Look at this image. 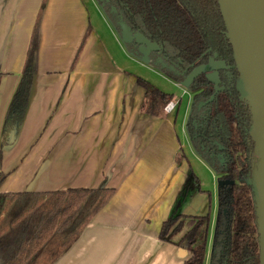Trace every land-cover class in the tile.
I'll return each mask as SVG.
<instances>
[{
	"label": "crops",
	"instance_id": "obj_1",
	"mask_svg": "<svg viewBox=\"0 0 264 264\" xmlns=\"http://www.w3.org/2000/svg\"><path fill=\"white\" fill-rule=\"evenodd\" d=\"M90 6L99 10L94 0H0V137L38 21L27 107L15 140L0 149V193L114 190L53 264H183L187 253L160 239L162 224L189 173L201 192L190 191L181 214H205L211 197L176 131L179 98L171 113L145 112L149 95L136 78L147 80L136 65L147 66Z\"/></svg>",
	"mask_w": 264,
	"mask_h": 264
},
{
	"label": "trees",
	"instance_id": "obj_2",
	"mask_svg": "<svg viewBox=\"0 0 264 264\" xmlns=\"http://www.w3.org/2000/svg\"><path fill=\"white\" fill-rule=\"evenodd\" d=\"M94 2L119 37L121 21L131 34H141L158 47L143 63L137 44L126 42L123 46L128 55L172 83L186 85L191 96L184 130L193 153L217 182L209 264H259L251 186L258 163L249 136L252 117L247 101L237 89L239 73L218 0ZM37 46L38 21L30 37L20 81L4 116L0 149L12 144L19 132L36 72ZM210 60L219 66L205 73L202 70ZM136 79L149 95L145 112L159 116L173 95L141 78ZM215 86H222L224 90L208 103ZM201 103L204 105L199 107ZM179 159L176 157V162ZM3 178L0 172V184ZM191 180H195L193 176L187 178L188 182ZM113 193V189L104 186L34 194L0 193V230L6 226V232L0 231V241L8 242L0 246V264H42L40 260L45 251L57 245L59 250L45 263L53 264ZM186 194L184 189L182 202ZM12 208L19 210L15 216ZM9 210L15 218L2 223L1 215ZM210 224L209 213L182 216L175 212L163 222L160 239L173 242L191 254L183 264H203Z\"/></svg>",
	"mask_w": 264,
	"mask_h": 264
},
{
	"label": "water",
	"instance_id": "obj_3",
	"mask_svg": "<svg viewBox=\"0 0 264 264\" xmlns=\"http://www.w3.org/2000/svg\"><path fill=\"white\" fill-rule=\"evenodd\" d=\"M233 59L239 73L237 89L247 101L252 122L249 136L257 152L258 163L251 183L258 234L259 264H264V0H218ZM120 41L134 42L145 63L158 51L143 35L131 34L120 21ZM183 87L186 85L182 84ZM222 88H215L214 96ZM202 106V103L198 105Z\"/></svg>",
	"mask_w": 264,
	"mask_h": 264
},
{
	"label": "rangeland",
	"instance_id": "obj_4",
	"mask_svg": "<svg viewBox=\"0 0 264 264\" xmlns=\"http://www.w3.org/2000/svg\"><path fill=\"white\" fill-rule=\"evenodd\" d=\"M96 4V3H95ZM97 6V5H96ZM97 8L99 9V7L97 6ZM90 9H92V7L90 6ZM93 15H92V19H94L93 17H104V19L106 20L105 16L102 14V12L99 10H94L92 9ZM102 16H101V14ZM107 21V20H106ZM109 24V23H108ZM118 36V35H117ZM118 38L120 39V37L118 36ZM213 67H215L214 65H209L206 67L207 71L209 72ZM147 68V69H145ZM145 68H141L140 66L136 65V69L139 71H141V73H144L143 76L144 78L147 80V82H149L151 85H153L154 87L158 88L160 91L162 92H166L169 94H173L174 97L179 98V114L177 116V120H176V131L177 134L179 136V140L181 143V146L184 148V151L186 153V155L188 156L189 160H190V166H191V171L197 176V178L200 180V185L201 188L207 192H209V195L211 197V218H213L212 220H214L215 217V207H216V181L213 177V175L211 174L210 170L205 167L206 165L202 162H197V160L192 157V155L189 152V148L190 145L188 143V140L186 139V134L182 133L181 130V126H183L182 124H184L186 117H187V112H188V108L190 107V102L188 101V94L186 93V91L184 88L178 84H174L171 81H169L168 79L162 77L161 75H159L158 73H156L155 71L149 69L148 67ZM185 109L186 110V114L185 113ZM184 131V130H183ZM199 163V164H198ZM19 212V210L16 209L13 210L12 208V213ZM11 213V210L7 211L6 213L1 215V220H4L2 223L8 222L9 220H13V215L9 214ZM7 219V220H5ZM1 232H6V226H2L1 227ZM7 237H4L3 239H5ZM4 241H0V246L4 243ZM6 243H8L6 241ZM57 245L52 246L51 249L45 251V253L43 254V258L40 260L42 264H45L46 262H49L48 260H50L49 258H51V256H53L55 254V251H58L59 248H57Z\"/></svg>",
	"mask_w": 264,
	"mask_h": 264
},
{
	"label": "flooded vegetation",
	"instance_id": "obj_5",
	"mask_svg": "<svg viewBox=\"0 0 264 264\" xmlns=\"http://www.w3.org/2000/svg\"><path fill=\"white\" fill-rule=\"evenodd\" d=\"M145 38V37H144ZM137 47H138V49H139V46L137 45ZM152 53V52H151ZM150 53V54H151ZM211 66V65H214L215 67H213V68H216V67H218L219 66V64L218 63H216V62H214V60H210V62L208 63V66ZM212 68V69H213ZM212 69L210 70V71H212ZM203 72H205V73H210V71L208 72L207 71V69L206 68H204L203 70H202ZM179 85V84H178ZM222 88V90L221 91H219V92H222L223 90H224V87H218V86H215L214 87V91H215V88ZM186 88V87H185ZM186 90V89H185ZM214 91H213V94H214ZM218 92V93H219ZM186 93L188 94V100H189V102H191V96H190V94L187 92V90H186ZM217 93V94H218ZM212 94V95H213ZM216 94V95H217ZM211 95V96H212ZM215 95V96H216ZM215 96H214V98H215ZM210 99V98H209ZM214 100V99H213ZM204 105V103H202V106ZM188 112H189V108H188ZM188 112H187V116H188ZM186 119H187V117H186ZM186 121V120H185ZM184 124H185V122H184ZM184 133H185V130H184ZM186 134V133H185ZM186 139H187V136H186ZM188 140V139H187ZM188 143H189V141H188ZM190 145V144H189ZM190 148H191V146H190ZM192 150V149H191ZM195 155V154H194ZM202 162V161H201ZM206 167V166H205ZM211 172V171H210ZM212 173V172H211ZM213 174V173H212ZM190 176H192V174L191 173H189V175H188V177H190ZM213 176H214V174H213ZM187 177V178H188ZM214 178H215V176H214ZM215 181H216V178H215ZM216 185H217V182H216ZM184 189H186V199L184 200V202H182V200H180V199H182V195H183V190ZM192 189H198L199 190V188L197 187V184L194 182V180H191L190 182H188L187 181V179H186V181H185V183H184V185H183V187H182V189H181V192H180V194H179V196H178V201H176V204H175V206H174V209L172 210V212H171V215L172 214H174L175 212H178L180 215H182L181 214V208H182V206H183V204L186 202V200L188 199V197H189V194H190V191L192 190ZM200 192H201V190H199ZM216 191H217V186H216ZM202 192H204V193H207L208 194V197H209V192H207V191H202ZM217 203V202H216ZM217 205V204H216ZM210 211H211V202H209V206H208V210H207V212L205 213V214H203V215H182V216H205V215H207L208 213L210 214ZM170 215V216H171ZM215 217H216V207H215ZM215 217H214V220H212L213 218H211V214H210V218H211V224H210V231H209V236H208V243H207V248H206V255H205V259H204V262H203V264H209V259H210V250H211V242H212V233H213V227H214V222H215ZM177 224H175L174 226H172L171 227V230H173L174 229V227L176 226ZM177 239V238H176ZM182 250V249H181ZM186 252V251H185ZM187 253V255H188V257L186 258V260L190 257V253L189 252H186ZM185 260V261H186Z\"/></svg>",
	"mask_w": 264,
	"mask_h": 264
},
{
	"label": "built area",
	"instance_id": "obj_6",
	"mask_svg": "<svg viewBox=\"0 0 264 264\" xmlns=\"http://www.w3.org/2000/svg\"><path fill=\"white\" fill-rule=\"evenodd\" d=\"M177 103L174 101H170L168 104L165 105L163 111L165 113H171L176 108Z\"/></svg>",
	"mask_w": 264,
	"mask_h": 264
}]
</instances>
